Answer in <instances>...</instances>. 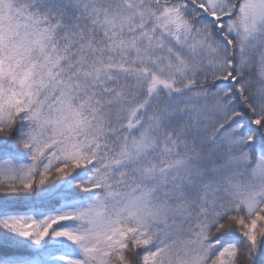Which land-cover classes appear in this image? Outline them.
I'll list each match as a JSON object with an SVG mask.
<instances>
[{"label":"snow or ice","instance_id":"snow-or-ice-1","mask_svg":"<svg viewBox=\"0 0 264 264\" xmlns=\"http://www.w3.org/2000/svg\"><path fill=\"white\" fill-rule=\"evenodd\" d=\"M0 264H264V0H0Z\"/></svg>","mask_w":264,"mask_h":264}]
</instances>
